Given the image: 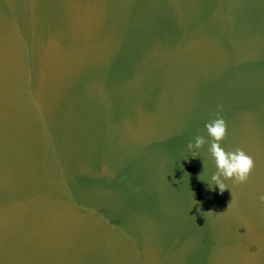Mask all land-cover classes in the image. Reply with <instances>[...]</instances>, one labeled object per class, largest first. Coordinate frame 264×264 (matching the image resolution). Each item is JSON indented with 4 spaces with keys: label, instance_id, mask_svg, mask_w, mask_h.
Instances as JSON below:
<instances>
[{
    "label": "water",
    "instance_id": "water-1",
    "mask_svg": "<svg viewBox=\"0 0 264 264\" xmlns=\"http://www.w3.org/2000/svg\"><path fill=\"white\" fill-rule=\"evenodd\" d=\"M0 264H264V0H0Z\"/></svg>",
    "mask_w": 264,
    "mask_h": 264
},
{
    "label": "clouds",
    "instance_id": "clouds-1",
    "mask_svg": "<svg viewBox=\"0 0 264 264\" xmlns=\"http://www.w3.org/2000/svg\"><path fill=\"white\" fill-rule=\"evenodd\" d=\"M204 130L211 141L208 152L214 162L215 172L207 178L200 173L197 175V180L206 185L207 191H216L218 195H223L226 190L229 191L225 181L246 182L253 167V161L242 149L226 151L221 147V141L226 134V125L223 119L217 118L209 121L204 125ZM204 143L205 140L202 136H196L194 141L187 145L188 151L192 153V159H197L196 152L202 148ZM185 174L189 175L188 173ZM207 212H212V210Z\"/></svg>",
    "mask_w": 264,
    "mask_h": 264
}]
</instances>
